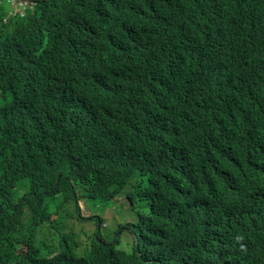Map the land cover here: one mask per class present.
Segmentation results:
<instances>
[{
	"label": "trees",
	"instance_id": "1",
	"mask_svg": "<svg viewBox=\"0 0 264 264\" xmlns=\"http://www.w3.org/2000/svg\"><path fill=\"white\" fill-rule=\"evenodd\" d=\"M10 1L0 264H264V0Z\"/></svg>",
	"mask_w": 264,
	"mask_h": 264
},
{
	"label": "rangeland",
	"instance_id": "2",
	"mask_svg": "<svg viewBox=\"0 0 264 264\" xmlns=\"http://www.w3.org/2000/svg\"><path fill=\"white\" fill-rule=\"evenodd\" d=\"M18 0H11L9 2V12L12 14L17 13L18 11H23L24 5H21ZM119 202L114 201L112 204L107 205L106 212L104 207L97 205H88V209L92 214H104L105 219L107 220L108 225L104 228L105 231L109 230L113 232L119 223H122L125 220L133 221L137 219V214L129 207V200L126 195L119 198ZM81 208L84 210V213L89 214L90 212L87 209L86 203L82 200L80 201ZM126 235V234H125ZM128 238L131 240L132 235L128 234Z\"/></svg>",
	"mask_w": 264,
	"mask_h": 264
},
{
	"label": "clouds",
	"instance_id": "3",
	"mask_svg": "<svg viewBox=\"0 0 264 264\" xmlns=\"http://www.w3.org/2000/svg\"><path fill=\"white\" fill-rule=\"evenodd\" d=\"M13 1V0H12ZM16 1V0H15ZM19 1V3H21V5H20V7L22 6V5H24V6H22L23 7V9L25 10V8H26V6H27V4L29 3V2H27V1H24V0H18ZM33 1V0H32ZM31 2V1H30ZM18 3V4H19ZM23 10V11H24ZM19 12V11H18ZM82 201V200H81ZM84 202H85V200H83ZM116 201V200H115ZM86 203V202H85ZM86 206H87V209H88V204L86 203ZM102 207V206H101ZM106 208H107V206L104 208L105 209V212H106ZM80 210H81V213H82V215H86V216H94V217H102V218H99V223H100V225H101V227L102 228H105L107 225H108V223H107V220L105 219V217H104V214H105V212H104V214H92L91 212H90V210L88 209V211L90 212L89 214H86V213H84V210L81 208V203H80ZM127 222H132V221H129V220H125V221H123L122 223H127ZM120 224L121 223H119L118 224V226L116 227V229L120 226ZM115 229V230H116ZM126 234V235H125ZM128 234L130 235H132V233L130 232V230H126V231H124V238H125V242H131L132 240H133V235H132V239L130 240L129 238H128Z\"/></svg>",
	"mask_w": 264,
	"mask_h": 264
},
{
	"label": "water",
	"instance_id": "4",
	"mask_svg": "<svg viewBox=\"0 0 264 264\" xmlns=\"http://www.w3.org/2000/svg\"><path fill=\"white\" fill-rule=\"evenodd\" d=\"M24 1L30 2V1H32V0H24Z\"/></svg>",
	"mask_w": 264,
	"mask_h": 264
}]
</instances>
